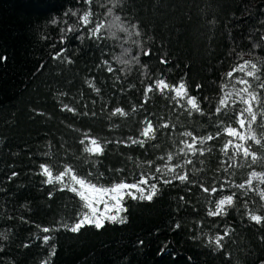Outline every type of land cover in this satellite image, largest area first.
I'll return each instance as SVG.
<instances>
[{"label":"trees","instance_id":"trees-1","mask_svg":"<svg viewBox=\"0 0 264 264\" xmlns=\"http://www.w3.org/2000/svg\"><path fill=\"white\" fill-rule=\"evenodd\" d=\"M245 61L263 102L264 0H0V264H264V199L222 162L236 116L220 98ZM188 136L203 152L180 155ZM43 166L154 192L74 229L85 203Z\"/></svg>","mask_w":264,"mask_h":264},{"label":"rangeland","instance_id":"rangeland-1","mask_svg":"<svg viewBox=\"0 0 264 264\" xmlns=\"http://www.w3.org/2000/svg\"><path fill=\"white\" fill-rule=\"evenodd\" d=\"M84 23L90 22L89 15H84ZM97 27L94 34L97 32ZM259 64L245 61L236 65L227 73L226 83L220 98V106L230 108L235 113V123L223 129L224 143L222 156L224 169L234 170L249 169L247 179L240 187L257 188L264 199V101H259L256 73ZM158 90H170L173 96L183 100L189 107H196L195 99L189 97L182 84L168 86L159 81ZM150 88H148L149 90ZM150 126L144 129L143 135L149 133ZM208 138L188 136L183 142L180 155L188 156L203 152ZM86 148L91 153L101 150L100 144L92 138H86ZM182 163L166 165L167 171L175 172V168ZM42 172L49 183H57L75 192L85 203L86 210L80 220L74 225L78 229L84 224L102 225L105 221H120L123 218L122 200L126 195L149 199L154 192V185L142 178L135 183H118L113 186H100L89 183L76 176L70 169L60 173H53L46 166ZM226 188V187H224ZM232 202L231 195H224L218 202L213 212L223 211ZM116 217V219H112ZM255 220H260L257 215H252Z\"/></svg>","mask_w":264,"mask_h":264},{"label":"snow or ice","instance_id":"snow-or-ice-1","mask_svg":"<svg viewBox=\"0 0 264 264\" xmlns=\"http://www.w3.org/2000/svg\"><path fill=\"white\" fill-rule=\"evenodd\" d=\"M112 219H116V217H113ZM101 225L100 224H97V227H100Z\"/></svg>","mask_w":264,"mask_h":264}]
</instances>
